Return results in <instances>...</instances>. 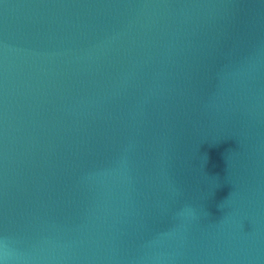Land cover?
I'll use <instances>...</instances> for the list:
<instances>
[{
  "label": "water",
  "instance_id": "obj_1",
  "mask_svg": "<svg viewBox=\"0 0 264 264\" xmlns=\"http://www.w3.org/2000/svg\"><path fill=\"white\" fill-rule=\"evenodd\" d=\"M0 264H264V0H0Z\"/></svg>",
  "mask_w": 264,
  "mask_h": 264
}]
</instances>
